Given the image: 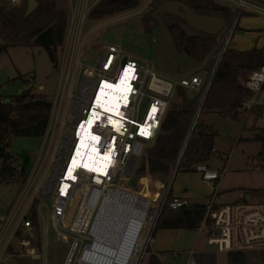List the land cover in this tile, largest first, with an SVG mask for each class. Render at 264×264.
I'll return each mask as SVG.
<instances>
[{
  "label": "rangeland",
  "instance_id": "374dc122",
  "mask_svg": "<svg viewBox=\"0 0 264 264\" xmlns=\"http://www.w3.org/2000/svg\"><path fill=\"white\" fill-rule=\"evenodd\" d=\"M93 1L95 0H91V2ZM98 1L100 0H96L94 4H98ZM214 1L217 4L228 6L233 11L231 16L233 18L230 21L228 20L226 26L216 34L217 45L210 51V55L205 60L192 59L177 50L169 31V25L178 23L191 35L202 33L198 29L189 26L178 15H171L163 11L160 7L163 5V0H150V3L142 9L140 3L134 9L104 17L103 20L90 16V11L95 5H92L89 10L87 5L84 10H78L72 22L71 16L68 14V31H70L72 23V35L70 33L69 39L74 41L76 51L73 53L67 71L64 69V64L60 58L58 67L60 70L57 72L47 50L35 42L31 44L27 40H20L0 50V94L7 97L16 96L27 86L33 91L43 93L48 101L53 102L51 120L45 138L36 136L28 137L32 140L23 136L11 138L10 147L16 154L13 165L16 166L18 175L23 171V167L27 168L25 171L26 180L21 182L20 180H2L0 178V214L2 211L6 212L13 208L21 197L28 202H33L34 197L39 196L41 200L39 205L42 203V206L40 212H38L39 224L37 227L40 230L36 227L33 232L36 235L34 241L39 243L38 241L41 239L40 251L43 250L44 237L47 239V246L44 248L45 264H63L68 253L67 241L56 235L53 229L54 223L48 215L50 208L48 195L50 193L47 192L46 187L48 180L56 171V167L62 158L66 138L74 134L75 131V128H73L76 117L75 101L83 99V96H80L82 94L80 84H82L84 70L82 64H79L80 60L83 63L87 61L94 62L104 52L106 45L114 43L129 55H138L139 61L145 66L152 62L159 76L167 78V80L174 81L176 78L193 74V72L199 73L204 81L200 88L198 90L186 88L189 97L198 98L196 113L191 122V125H193L195 117H198L200 103L205 96L207 83L213 76L218 61L223 58L222 52L227 50L229 46L246 48L261 45L264 42V38L250 40L249 37L255 38L258 36L249 33L243 35L246 32L243 29L234 30L232 25L235 22L237 24V16L239 17V11L243 8L240 0ZM0 3L8 6L9 9L14 7L28 9L29 7L28 0L26 4L23 0L21 5H11L10 0H0ZM59 5V7H64L63 4ZM251 5L252 7L245 6L244 11L252 13V16H247L252 19L245 17L243 22L254 27H264V0H251ZM147 16L158 20L156 27H153L150 31L145 30L143 25L142 19ZM154 23V21L150 22L151 25ZM230 29L233 32L230 33ZM262 30L261 33L264 34V28ZM240 31L243 33H240ZM4 41L0 39V44ZM7 43L8 41H5L3 45ZM61 49H65V44ZM145 90L153 93L149 87H146ZM176 100L180 101L181 98L178 99L176 92H174L170 97L171 104L175 103ZM148 101L149 97L143 96L141 108ZM248 117L243 114L241 119H232L216 112L204 113L201 116L204 123L214 125L217 130L215 148L217 147L220 152L219 156L211 159V163H216L221 168L226 167L220 182L222 187L220 193L228 200L235 199L237 191L233 189L240 185L248 188H264V166L260 165L255 158L259 152H264V117L257 121H254L253 113ZM244 124H246V128ZM254 136L258 138H253ZM151 147L152 144H149L138 159L135 171L132 173L134 174L133 177L119 175L116 184L127 183L138 186L144 184L146 191L143 195L150 197L170 186V194L172 188V195L186 194L191 196L186 197L190 198L194 204L205 203L207 206L212 198V189L197 170L177 171L176 165L172 173L161 176L160 179L150 175L147 168L143 172L140 171L142 166L148 162ZM253 159L255 162H253ZM233 202L236 205L235 211L238 217L250 208L260 207L264 209V199L260 201L256 199L248 203L237 199ZM152 209L153 207L149 206L148 214L152 215ZM46 225H48L47 232H45ZM22 230H19V236ZM170 234L178 237V239L170 251L164 252L166 254L161 264H183L182 262L188 264V248L194 245L196 249L205 248L206 250L217 251L218 264H227L228 252L219 251L215 245L207 244L208 231L204 230L203 233L199 234V231L196 230L180 228L171 230ZM147 248L148 245L145 244L144 252L138 259L137 264H154ZM12 249L13 247L10 246L9 251ZM177 253L183 256L179 262H175L173 259V255L176 258L180 257ZM4 257H7V259L3 260L2 264H44L43 259L38 260L28 256L21 255L15 258L6 254Z\"/></svg>",
  "mask_w": 264,
  "mask_h": 264
},
{
  "label": "built area",
  "instance_id": "2783aa9c",
  "mask_svg": "<svg viewBox=\"0 0 264 264\" xmlns=\"http://www.w3.org/2000/svg\"><path fill=\"white\" fill-rule=\"evenodd\" d=\"M240 1L243 8L239 13L245 6L251 5V0ZM22 2L23 0H10L11 5ZM149 3L150 0H142L140 8H145ZM76 4L71 22L78 10H84L86 5L89 7L88 0H78ZM69 30L67 41L71 42L69 39L70 33L72 35L71 27ZM79 64H82L84 70L80 84L81 92L83 88L88 90L87 94L84 92L80 94L83 99L75 101L76 117L73 123L75 131L65 145V154L59 162L60 170L56 183L48 195L50 200L48 215L54 223V232L67 241L68 253L63 264H87V253H90L95 245L103 243L100 230L114 205L110 195L120 187L116 184L117 178L125 173L128 175L134 173L138 159L147 146L156 139L176 86L198 90L204 83L203 77L194 72L174 81L160 77L152 62L145 66L114 43L106 45L104 54L99 55L94 62L83 63L80 60ZM125 70H128V76L121 83L122 92L117 95L116 100L119 112L103 113L105 116L100 114L96 125L90 126L91 134L87 143L94 148H100L99 155L89 161L84 157L77 159L76 151L79 149L80 140L76 143V139L79 138L82 126L91 116L93 109H96L95 102L103 84L105 82L114 84ZM210 81L211 79L206 88ZM245 85L254 93L241 104L243 113L248 117L253 109L264 107V66L251 71ZM146 87L153 93L145 90ZM143 96H148L149 101L141 108ZM214 150L216 151V148ZM196 170L212 189V198L206 206L205 217L196 230L199 234L204 230L208 231L207 244L215 245L219 251L227 252L251 246H264V209L250 208L238 217L234 203L221 204L217 201L218 186L223 175L222 168L214 163H200ZM143 197L149 199L148 206L153 207L152 212L155 211L146 246L153 241V231L164 207L178 210L194 204L186 196L170 194V186L156 192L152 197ZM24 202L29 205V202L21 197L13 208L0 215V264L7 259L4 257L6 254L15 258L21 255L39 258L46 263L44 248L47 246V239L44 237L43 250L40 251L39 243L34 241L36 235L33 229L36 225L27 216L31 206L28 207ZM73 203L75 205L72 208ZM41 206L42 203L38 207ZM208 219L212 221L208 223ZM20 229L22 236L17 234ZM47 230L48 225L45 226V232ZM10 246L13 247L11 251ZM197 252V249L188 251V264H196L194 254Z\"/></svg>",
  "mask_w": 264,
  "mask_h": 264
},
{
  "label": "trees",
  "instance_id": "16d2710c",
  "mask_svg": "<svg viewBox=\"0 0 264 264\" xmlns=\"http://www.w3.org/2000/svg\"><path fill=\"white\" fill-rule=\"evenodd\" d=\"M25 4L27 0H24ZM141 0H100L90 11V16L103 20L105 17L116 15L122 11L131 10L141 3ZM161 9L165 10V2ZM190 7L201 14H214L225 17L230 21L233 11L227 6L217 4L214 0H182ZM39 6L30 15H26L27 8L14 7L8 8L0 3V39L8 41L6 45L0 44V50L20 40L43 46L51 59L55 68L59 67V52L65 44L69 22L67 7H59L56 0H38ZM253 14L244 11L239 14V19L235 29H243V19ZM145 30L150 31L156 27L157 19L145 17L142 19ZM151 21L155 23L150 24ZM169 31L174 39L176 48L179 52L188 55L190 58L205 60L210 51L217 45L216 34L207 35L189 34L178 23L169 25ZM264 66V47L254 46L245 51L237 50L231 46L225 51L219 67L216 70L210 91L203 104L199 119L195 123V130L189 138V143L184 150L178 170H196L200 163L212 164L216 157L215 137L217 130L214 125L206 124L201 120L204 113L216 112L220 115L241 119L243 116L242 102L251 97L253 91L246 87L245 76L247 73ZM248 73V75H249ZM175 91L178 99L175 103L168 105V110L161 122L159 133L152 142V147L147 159V164L140 170L146 168L150 175L160 179L172 173L178 163V158L185 146L186 139L193 125L191 122L196 113L198 104L197 97H189L187 89L177 85ZM9 98L10 101H6ZM53 102L46 99L43 93L33 91L26 87L16 96H4L0 94V178L2 180H15L24 182L26 180V167L18 175L17 168L13 165L16 155L10 147L13 137H44L48 132L51 120ZM254 121L264 117V107L253 109ZM249 118V117H248ZM248 120V119H247ZM247 126L245 125V128ZM253 138H258L254 136ZM148 147V146H147ZM259 164L264 166V152L261 151L256 156ZM162 179V178H161ZM233 190H240L243 193H251L264 199V189L236 187ZM220 191H218V194ZM172 194V191H171ZM243 198V199H242ZM241 200L247 201L243 196ZM41 202L39 196L34 197L28 212V217L33 220L36 227L39 224L38 205ZM206 204L197 203L189 207L179 208L178 210L164 207L155 225L156 231L162 228L171 229H190L197 230L205 217ZM208 219V223L211 222ZM39 230L40 228L37 227ZM19 236V231L17 232ZM21 236V234H20ZM41 244V239L39 241ZM257 247V248H256ZM148 250V248H147ZM191 250V249H189ZM180 256V253L178 254ZM258 258V259H255ZM196 264H218L217 251L200 250L194 254ZM227 264H264V246H251L243 249H233L228 251Z\"/></svg>",
  "mask_w": 264,
  "mask_h": 264
},
{
  "label": "bare ground",
  "instance_id": "6f19581e",
  "mask_svg": "<svg viewBox=\"0 0 264 264\" xmlns=\"http://www.w3.org/2000/svg\"><path fill=\"white\" fill-rule=\"evenodd\" d=\"M233 32L230 29V33ZM121 78L114 84L105 82L98 99L95 102V108L91 116L86 120L80 131L78 140L79 149L76 151L77 159L84 157L86 161L93 160L99 155L98 147L88 145V137L91 134V125H96L97 118L101 114H116L119 112L117 104V95L122 91ZM111 85V86H109ZM87 89L83 88L82 92L87 94ZM77 104H79L77 102ZM80 105V104H79ZM104 113V114H103ZM91 121V123H89ZM85 130H84V128ZM69 137L66 138L64 146L68 143ZM66 147V146H65ZM64 147V148H65ZM63 148V149H64ZM65 149L62 151V156ZM56 171L48 180L46 187L47 192L51 193L57 175L60 170V164L57 165ZM125 173L124 176H132ZM142 191V194H141ZM146 191L145 185L122 184L113 192L110 197L114 200L112 210L108 213L102 229L100 230V238L102 244L87 253V264H137L138 259L144 252L145 244L151 234V227L154 218L153 211L148 214L149 206L147 197H143ZM75 203H73L72 208Z\"/></svg>",
  "mask_w": 264,
  "mask_h": 264
},
{
  "label": "crops",
  "instance_id": "0c3cea01",
  "mask_svg": "<svg viewBox=\"0 0 264 264\" xmlns=\"http://www.w3.org/2000/svg\"><path fill=\"white\" fill-rule=\"evenodd\" d=\"M77 1L78 0H56L58 6H60L59 4H63L64 7H67L68 6V9L70 12V16H71V19L73 17V13L76 9V6H77ZM96 1V0H95ZM91 2V0H88V4H89V8H91L92 5H95L94 2ZM257 1H262V0H257ZM22 4V3H21ZM21 4H18V5H21ZM255 5V4H254ZM252 7V5H250ZM249 19H252L250 17H247ZM72 24V23H71ZM71 27V26H70ZM243 27V30L246 31L243 35H245L246 33H249L251 35H256L258 37H255V38H250V40H253V39H258V40H261L264 38V34L261 33V31H263L262 29L264 27H254V26H251V25H247L246 22L244 23V25L242 26ZM240 33H243L240 31ZM69 34V31L68 33ZM67 35H66V40H65V49H61V53H59V57L62 59V63L64 64V69L67 71L68 69V65H69V62L70 60L72 59V56H73V53L76 51L75 50V43L74 41L71 40V42H68L67 41ZM258 48H263L264 47V42L261 44V45H256ZM232 47V46H231ZM254 46H251V47H246V48H236V47H232V48H235L237 50H241V51H245L246 49H249V48H252ZM106 51V49H104V52ZM104 52L102 54H104ZM100 54V55H102ZM133 55V54H132ZM134 58H136L138 61H139V56L138 55H133ZM55 68V67H54ZM57 72H59V68H55ZM62 73V72H61ZM27 87V86H26ZM24 87V88H26ZM247 122V121H245ZM246 124H244L245 126ZM47 136V134L44 136V138ZM28 138V137H26ZM29 140H32L30 138H28ZM215 142V140H214ZM11 143V142H10ZM215 145H216V142H215ZM264 145V144H263ZM216 150L218 151V148L216 147ZM220 151H218V154H219ZM14 153V152H13ZM260 153V152H259ZM15 154V153H14ZM16 155V154H15ZM259 155V154H258ZM218 156V155H217ZM216 156V157H217ZM215 157V158H216ZM221 159V158H220ZM257 159V158H256ZM253 162H255V160L253 159ZM216 164V163H215ZM219 166V165H218ZM220 167V166H219ZM226 167L225 168H222L223 170V175H224V171H225ZM200 173V172H199ZM201 174V173H200ZM222 175V176H223ZM221 176V177H222ZM202 177V175H201ZM223 178V177H222ZM221 178V179H222ZM204 179V178H203ZM205 180V179H204ZM206 181V180H205ZM222 181V180H221ZM220 181V182H221ZM207 182V181H206ZM220 182H219V186H218V191H220L222 189L221 185H220ZM209 184V183H208ZM210 186V185H209ZM238 187H242V188H246V189H249V188H252V187H245V186H238ZM254 189H264V188H254ZM171 191H172V188H171ZM237 192V195L235 197V199H232V200H228L227 198H225L223 195H221V193H219V198H218V203H221V204H224V203H234L233 201L237 200V199H240L242 198L243 196H245L246 198V193H243V191H240V190H236ZM221 192V191H220ZM251 194V193H250ZM252 195V194H251ZM178 196V195H176ZM181 196H188L186 194H183ZM25 197V196H24ZM188 197H191V196H188ZM25 199V198H24ZM256 199H258L259 201L261 200V198L257 197V196H253L251 197V201H255ZM249 201L247 200L246 203H248ZM26 203V205H28L27 202H24ZM29 205L31 206L32 205V202H29ZM28 205V207H29ZM30 208V207H29ZM10 210V209H9ZM38 210L40 212V208L38 207ZM4 211H2L3 213ZM1 213V214H2ZM0 214V215H1ZM183 229V228H182ZM171 230H177V229H171V228H162L161 230H158L155 235H154V238H153V241L148 245V253L151 254V259L153 260V263L154 264H161L162 260H163V257L165 256L164 252H168L171 250V247H173L176 243V240L178 239V237H174L171 233ZM21 236H22V233H21ZM188 249H196L195 248V245L192 246L191 248H188ZM187 250V249H186ZM198 250V249H197ZM200 250H206L205 248H202ZM178 254V253H177ZM181 257L183 256H180L179 258H176L174 257L173 255V259L175 260V262H179L181 260ZM39 260V258H38ZM184 261V260H183ZM183 264L185 262H182Z\"/></svg>",
  "mask_w": 264,
  "mask_h": 264
},
{
  "label": "water",
  "instance_id": "95a60500",
  "mask_svg": "<svg viewBox=\"0 0 264 264\" xmlns=\"http://www.w3.org/2000/svg\"><path fill=\"white\" fill-rule=\"evenodd\" d=\"M28 5H29V7H28L27 12H26L27 16L30 15L32 13V11L38 7V2H37V0H28ZM165 10L167 13H169L171 15H178L189 26L194 27V28L198 29L200 32L205 33L207 35L217 34L227 24V20L225 17L219 16V15H214V14H209V15L201 14V13L197 12L196 10H194L192 7H190L185 1H182V0H168V1H166L165 2ZM238 18L239 17L237 16L236 21L238 20ZM235 23L232 25L233 27H235V25H236ZM226 49H227V46H226ZM225 51L222 52V57L225 55ZM221 60H222V58H220V60L218 61L217 65L214 68L213 76L211 77V81H210L208 87L206 88L207 90H206L205 96L200 103L199 114L203 108L202 105L204 104V102L208 96L211 83L215 77L216 70L219 67ZM6 101L7 102L10 101V99L7 98ZM199 114H198V117H199ZM198 117L197 116L195 117L193 127H192V129H191V131H190V133L186 139V142H185L186 144H185V146H184V148H183V150H182V152L178 158V163H177V167H176L177 171H178V167H179L180 162H181L182 155L184 154V150L189 143L188 142L189 138L192 136V134L195 130V126H196L195 122H196ZM71 137H72V135L69 136V138H71ZM251 197H252L251 194L246 193V198L249 202L251 201ZM218 231H220V230H218Z\"/></svg>",
  "mask_w": 264,
  "mask_h": 264
},
{
  "label": "snow or ice",
  "instance_id": "6c2138e0",
  "mask_svg": "<svg viewBox=\"0 0 264 264\" xmlns=\"http://www.w3.org/2000/svg\"><path fill=\"white\" fill-rule=\"evenodd\" d=\"M126 76H128V70H125V72L122 74V77H121L122 82L124 81V78H125ZM109 86H111V85H109ZM153 110H155V109H153ZM89 123H91V121H89ZM94 139H97V140H98L99 137H94ZM85 167L87 168L88 166L85 165Z\"/></svg>",
  "mask_w": 264,
  "mask_h": 264
}]
</instances>
